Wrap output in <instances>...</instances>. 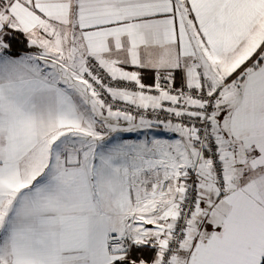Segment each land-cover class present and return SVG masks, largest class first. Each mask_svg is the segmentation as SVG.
I'll return each instance as SVG.
<instances>
[{
    "label": "snow or ice",
    "instance_id": "obj_1",
    "mask_svg": "<svg viewBox=\"0 0 264 264\" xmlns=\"http://www.w3.org/2000/svg\"><path fill=\"white\" fill-rule=\"evenodd\" d=\"M0 264H264V0H0Z\"/></svg>",
    "mask_w": 264,
    "mask_h": 264
}]
</instances>
